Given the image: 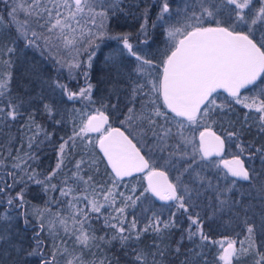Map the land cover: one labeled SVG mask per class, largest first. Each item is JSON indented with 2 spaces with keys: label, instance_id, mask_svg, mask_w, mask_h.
<instances>
[{
  "label": "snow or ice",
  "instance_id": "1",
  "mask_svg": "<svg viewBox=\"0 0 264 264\" xmlns=\"http://www.w3.org/2000/svg\"><path fill=\"white\" fill-rule=\"evenodd\" d=\"M0 3H3L7 9L5 15H0V27L5 23L6 16L9 29L15 31V42L11 46L0 41V55L8 57L7 60H3L6 68L0 72V98H3L0 105V122L7 124L9 120L16 121L28 110L25 109L26 104H33L35 99L42 101L47 99L43 95L45 82L40 78L38 71L29 74L26 80L28 87L22 95L12 93L11 69L16 61L11 57L18 53L21 42L24 48L38 49L41 55H44L45 50L51 52L61 49L68 53L74 51L87 53L86 61L76 57L58 58L55 61L58 69H67L69 79L75 80L77 76H81L85 86L73 91L67 83L59 79L47 86L48 91L55 92L59 89L62 97L75 101L91 100L94 88L89 82L92 60L100 43L105 40H116L137 63L133 70L135 75L133 72L125 73L120 64H113L114 84L117 86L114 94L118 100L119 84L121 79L125 80L128 84L125 122L131 124L142 121L139 126L150 131L156 138L159 151L165 152L173 147L169 145V140L172 139L176 141L174 147L178 150L181 159L189 157L190 161H195L197 154L201 161L213 156H222L225 139L212 131L211 124L215 123L212 114L223 117L228 112L234 111L237 105L260 113L259 119L262 121L260 128L264 131V0H256V3L253 0H216L215 3L211 0H200L199 5L190 9L191 15L186 16L180 25L170 22V17L165 15L170 12L167 0H161L157 19L169 23V27L167 28L168 45L160 53L158 64L154 58L141 55L139 49H134L129 39L130 34H113L107 29L104 22L109 19V13L115 16L122 10L123 0H0ZM225 13L227 16L222 22L218 15ZM147 14L148 8L145 7L142 13L144 23L140 29L142 43H148L149 28L156 26L155 22L151 26L148 25ZM97 18L100 19L99 24ZM34 24L43 28L47 35L38 33L33 27ZM257 24L260 25L259 39L253 31ZM241 26H247V31L241 30ZM157 68L159 71L155 77L147 79L153 76V71ZM141 78H145L144 83H141ZM148 85H150L149 92L155 96V99L149 100L152 108L151 112L146 114L143 107L137 110L136 103L138 96L148 95L144 92V88ZM35 86H39L41 91L36 92ZM221 90L227 96L218 103ZM157 101H162L166 111L161 110V105ZM113 107L115 108L116 105ZM43 110L54 123H59L56 119L59 111L57 101L43 103ZM155 117L162 118L164 124H158ZM205 120H208L209 124L199 132V143H192L194 138L185 135L184 130L204 126ZM169 123L175 126V133L172 127L168 126ZM25 127L32 133L28 137V147L31 149L43 128L31 115ZM88 133L99 134L96 137V146L100 148L103 158H106L107 165L111 168V187L97 192L95 186L89 184L92 177L85 179L80 175L85 162H76L73 179L92 187L91 198L87 194L77 196L71 187L66 186L67 180L62 181L59 189L55 183H52L57 173L62 174L65 149L74 147L77 137L85 143H92L91 138L85 139ZM131 135V132L125 135L120 128L113 127L109 123V116L101 109H96L94 114H89L82 120L79 129L74 130L67 140L61 138L63 142L59 144V156L55 168L46 175L42 176L28 163L29 160H35V156L30 152L20 155L17 151L16 156L12 157L14 161L12 168L19 170L23 175L17 178L15 171L9 172L8 175L13 176V183H20L22 186L14 194L0 187V194L4 196L3 203L8 208L19 210L18 215L23 219L24 231H30L31 235L25 243L12 230L11 215L5 213L3 219L8 223L0 230V249L7 252L11 264H30L31 260L36 264H59L58 254L69 257L66 264H89L83 258L84 250L90 251L99 241L104 240V237H98L91 231L92 213L97 214L95 218L103 216L105 227L112 229L105 243L118 244L123 255L133 257V264H148L145 251L139 247L143 234H154L156 239L162 241L173 229L181 231L174 248L177 255L181 254L186 240L192 243L198 239L197 247L191 249L194 254L202 255L204 247L216 246L218 261L222 264H233L234 259L239 260L241 256L246 255L252 257V264H264V180L253 185V177L239 156L216 162L217 167L222 162L227 169L225 179L230 174L236 180L248 181L259 195V212H256V206L251 204L240 205L237 209L239 201L228 195L235 186L236 180H232L230 185L226 184L223 188L219 184L213 185L212 181H206L193 163L189 162L176 176L174 183L169 180L166 171L160 170L157 164L150 163L149 159L141 154V149L129 138ZM49 136V133H44L45 139ZM233 136H237V132L227 134L228 138ZM189 143L192 144L190 156L182 147ZM238 146L241 153L245 152L247 146L242 144ZM257 151L262 150L257 149ZM176 154V152H168L169 159L165 161L166 166L171 164L172 167H176L172 162V157ZM9 155L11 156V153ZM136 173L142 174L139 178L147 183L140 195H134L135 188H133V195L125 196L118 189L125 182V178H133ZM184 173H188V176L184 177ZM197 181L200 184L207 183V188L195 187ZM13 183L7 184L6 187L13 188ZM31 184L39 185L44 192L58 190L61 197H71L73 201H86L87 210L74 209L68 218L57 213L56 221L46 226L44 211L40 209H34L32 213L28 211L25 194ZM189 184H193V187L190 188ZM88 187L84 188L85 193L88 192ZM208 189L214 193L212 197L214 204L208 205L212 209L209 217L212 223L209 224V229H212L213 224L222 222L227 215L236 227L246 234L247 247H244V241H241L238 247L237 240L228 236L219 240L213 239L204 231V221L200 213L189 211L190 208L200 207L193 193L195 197H199ZM149 193L160 201L173 202L170 207L175 208V211L171 212L166 220L153 212L151 217H145L144 221L140 222L142 226L138 227L135 212L131 213L133 218L128 220V209H135L137 201H141L142 197H146ZM51 202L50 200L47 204ZM66 202L70 207L72 206L71 201ZM105 206L111 208L112 213L102 212ZM45 211L51 212L50 207L46 206ZM178 212L181 213L180 219H177ZM29 216L32 219H29ZM184 219L188 221L186 228L183 227ZM60 230L64 232V237H60ZM73 238L75 243L80 245L78 255L69 253L66 247L67 239ZM153 248L155 251L150 254L154 257L162 258L165 255L155 241ZM197 249L200 251L198 252ZM0 264H3L2 260ZM90 264L96 262L92 261ZM99 264H113V261L101 260ZM116 264H119L118 258ZM153 264H164V261L154 259ZM181 264L188 262L185 260ZM204 264H207V261Z\"/></svg>",
  "mask_w": 264,
  "mask_h": 264
},
{
  "label": "trees",
  "instance_id": "2",
  "mask_svg": "<svg viewBox=\"0 0 264 264\" xmlns=\"http://www.w3.org/2000/svg\"><path fill=\"white\" fill-rule=\"evenodd\" d=\"M143 0H123L121 5L122 10L112 16L108 22V29L111 33L116 31L117 34H130L131 42L134 46L140 45V32L136 29H140L143 20L142 13L145 10V2ZM190 1L189 8H195L199 5L200 0H187L181 3L188 4ZM212 3H215L216 0H211ZM256 3V0H253ZM2 4L0 3V15H5L3 12ZM168 4L176 9V3L174 0H168ZM180 5V4H179ZM260 6V5H257ZM173 8V10H175ZM186 8V6H185ZM158 10V9H157ZM7 12V10H6ZM155 9H148V25L151 26V23L154 22L155 18ZM191 12V11H190ZM181 22L183 23L185 17L189 14L187 12L180 13ZM227 14L218 15V18L224 22ZM7 17L5 16V23L0 27V41H3L4 44L11 46L15 42V31L9 29L7 23ZM156 27V26H155ZM260 25L257 24L253 31L257 39H259L260 32L258 31ZM130 30L131 32H129ZM241 30L247 31V26H241ZM133 34V35H132ZM142 36V34H141ZM149 37V36H148ZM113 40H105L100 43V47L96 52L95 57L92 60V68L90 70V83L94 85L91 94V100L79 99V100H67L66 97L60 95L59 89H56L55 92L48 91V84L56 81L57 79L61 80L64 83H67L63 78L67 79L73 91L78 90V87L85 86V83L82 82V77L78 76L77 80L71 81L63 70L58 69V65L55 63L56 59H48L47 57L39 56L37 50L35 52L30 51V48H24L22 42L20 43V48L17 54H14L11 58L13 61H16L14 66L11 69L12 80H11V90L14 95H22L23 91L28 87L26 80L30 73L38 71L40 78L45 82L44 84V93L43 95L47 97L45 100L35 99L34 103L31 105L26 104L25 109H28L24 112V115L21 118H18L16 121L9 120L7 124L0 122V187H4L6 191L12 192V190L19 191L22 186L20 183H13V176L8 175L9 172H16L17 178L23 175L19 170H14L12 168V163L14 162L12 157L16 156L17 151L20 155L25 153H31L36 157L35 160H29L28 163L32 165L38 173L42 176L46 175L51 169L55 168L57 163V158L59 156V144L63 140H67L69 136L72 135L74 130H78L82 120L87 117L89 114H94L96 109H101L105 113H108L111 117V125L119 126L124 128L122 122L117 121L118 118H115L119 112L117 109L119 107H125L128 102L126 93L128 92V84L125 80L121 79L119 84V99L117 100L116 95L114 94L116 85L114 84L115 77L113 74V62L120 64L125 73H128V68L125 63H129L125 58L119 57L118 59H113V57H118L117 54H114L110 51H104L103 47L109 45L108 43ZM118 42V41H117ZM119 43V42H118ZM142 47V46H139ZM140 51L141 55L153 59L155 58V50H152L151 47L146 48H137ZM157 49V48H156ZM83 51H81L82 53ZM103 52V54H102ZM80 53V52H79ZM120 53V52H119ZM123 53V52H122ZM162 53V52H161ZM69 58V56H68ZM7 56L0 55V72H2L6 65L3 64V60H7ZM87 59V53H83L80 60ZM109 61V62H108ZM109 65V68L107 67ZM159 69H154L153 74H156ZM132 72V71H131ZM62 73V74H61ZM69 79V80H68ZM36 92H40L41 89L39 86H35ZM35 97V93H34ZM226 96L223 94L219 95L218 103H221ZM138 98V97H137ZM155 99V97L153 98ZM230 99V98H229ZM52 100L58 102V114L56 119L59 120V123H54L53 120L47 115L43 110V103H50ZM3 98H0V105H2ZM161 105V110L166 111L162 106V101H157ZM113 105H116L114 108ZM145 103L138 106L136 104L137 110L141 107L144 108L145 113H150L152 106L145 108ZM121 110V109H120ZM29 115L33 116L35 122L42 126L43 131L38 137H36L35 143L31 149L28 147V137L32 135L31 132L25 127L28 124ZM260 113L255 112L254 110L249 111L244 109L241 106H235L234 111L228 112L223 117L213 113L212 118L215 120V123L211 124V129L218 133L222 138L225 139L226 156H240L242 157L250 171V175L253 177L252 184L256 185L258 181L264 180V131H261L262 121L259 119ZM126 117V115H124ZM158 124L163 125L164 121L162 118L155 117ZM125 120V119H124ZM143 123L142 121H137L131 123L134 128H136L139 133H147L149 135L150 131H147L144 128H141L139 125ZM209 121H204V126L195 127L191 133L198 134L204 130L205 126H208ZM173 132L175 133L176 128L172 124ZM122 128V129H123ZM144 131L142 132V130ZM47 132L50 134L48 139L44 138V133ZM185 135H187L189 130L186 128L184 130ZM229 132H237V136L228 138L227 134ZM128 133V132H127ZM99 134H90L88 133L86 140L91 138L92 143H85L81 141L79 137L75 139V146L71 149L66 148L64 154V160L62 164V174L57 173L56 177H53L52 183L57 185V189L62 186V181L67 180V185H76L77 189L80 190L81 186L77 181L73 179V173L76 171L75 165L77 161H84L82 165L81 172L85 175H94L99 178L103 175L108 181L110 180L111 170L107 165V162L103 158L98 146H96V137ZM192 135V134H191ZM63 138V140L61 139ZM148 145L153 144L156 146V138H153L149 135ZM171 142H173L171 140ZM170 143V141H169ZM176 143V141L174 142ZM238 144L247 146L245 152L241 153L240 147ZM184 150L191 155V152L188 148H185L182 145ZM144 147V150L147 154L149 152ZM158 149V148H157ZM257 149L262 151L258 152ZM177 154L172 157V162L176 164V167L171 169L170 167L165 166L161 161L156 162L153 157L150 156L151 163H155L159 166L160 169L166 171L172 182H176L175 178L183 170V167L186 166L189 162L193 163V166L197 171L201 173L203 177L207 180L212 181L213 185L219 184L223 188L226 184L230 185L232 180H235L227 175L225 179V171L222 167H217L216 162L219 159H210L201 161L199 159V154H197L195 161H190L189 157L181 159V156L178 150L175 148L173 150ZM70 152V154H69ZM169 150L166 154H168ZM11 153V156L9 155ZM98 157L101 161V168L96 169V164L93 162V158ZM156 158V157H155ZM91 162V166H89ZM96 169V170H94ZM142 174L134 175L133 178H125V182L121 184L118 191L123 192L125 196L133 195L132 189L135 188L134 195H140L143 187L146 185L145 181L141 180L139 177ZM3 176H7L5 179ZM188 173H184V177H187ZM195 176V173H193ZM13 183V188L8 189L7 184ZM98 184H101V179L98 180ZM127 184V186H125ZM190 188L193 187V184L188 185ZM197 188H207V183L200 184L198 181L195 183ZM96 189V188H95ZM14 192V193H15ZM35 194L43 200V205L47 204L48 201H52L50 205H54L53 200L62 198L65 202L71 201L69 198L59 197V191L55 192H44L39 185L31 184L26 192V200L28 201V211L32 213L33 209H40V203L32 195ZM59 195V196H58ZM214 193L211 189L203 191L199 197H193L200 204L198 208H190L189 211L199 212L201 219L204 221V231L208 233L213 239L219 240L224 236L231 237L237 240V246H240V242L244 241V247L248 246V242L245 240V233L237 228L236 225L231 221L227 215H225L222 222L213 224L212 229H209V224L212 223L209 220V217L212 214V209L208 207L209 204H214L212 200ZM233 199L239 201L237 209L240 205H254L256 212H259L260 198L259 195L254 191V188L250 186L248 181H238L236 180L235 186L232 188V191L228 193ZM4 196L0 194V230L3 229V226L8 223L4 221L3 217L5 213L11 215L13 218L11 220L12 230L17 233L21 239L27 243L28 237H30L31 232L24 231L23 219L18 215L19 210L15 208H8L5 203H3ZM145 200L147 202H145ZM64 202V203H65ZM188 201L186 200V203ZM63 204V202H61ZM87 202L82 201L81 204H75L71 201V207L69 203H65L66 211H72L74 209H86ZM171 204H161L157 202L151 194H147L146 197H142L141 201H137L135 209H128L129 216L128 220L130 221L133 217L132 212H135L136 218L138 220V227L142 226L140 222L144 221L145 217L150 218L153 212H156L160 215L161 219H168L171 212L175 211V208L170 207ZM56 209V207H55ZM63 212V210H61ZM102 212L112 213V209L105 206V209H102ZM182 212V210H181ZM63 216V215H62ZM97 214L92 213L91 220V231H93L98 237H104V240L99 241L96 247L91 248V250H84L83 258L85 261L92 262L95 261L96 264H99L101 260H112L113 264H116V259L118 258L119 264H133V257L123 255L121 250H119V245L116 243L107 244L105 241L108 239V235L112 232V229L106 228L104 224V217L95 218ZM181 218V213H177V219ZM29 219H32L29 216ZM35 222V221H33ZM45 225L46 221L44 220ZM188 226V221L183 220V227ZM239 233V234H238ZM181 231L179 229H173L169 235H167L162 241L156 239L154 234L146 233L141 237V243L139 245L145 251V256L148 264H153V260L156 259L159 261L163 259L164 264H181L182 261H187L188 264H204L207 261V264H222L218 261L217 257V247L216 246H206L202 249L201 254H194L191 249L196 248L199 244V240L196 239L194 242L189 243L187 240L184 243L181 254L177 255L174 252L176 246V241L180 238ZM159 245L160 249L165 252V255L161 258L159 256H153L150 253L154 252L153 243ZM259 243V241H257ZM5 248L7 246L5 245ZM199 252L200 250L197 249ZM75 254H80V248L75 250ZM0 260L3 261V264H11L8 260V254L4 249H0ZM57 260L59 261L58 257ZM30 264H36L34 260L30 261ZM233 264H252V257L250 255L241 256L239 260L234 259Z\"/></svg>",
  "mask_w": 264,
  "mask_h": 264
},
{
  "label": "rangeland",
  "instance_id": "3",
  "mask_svg": "<svg viewBox=\"0 0 264 264\" xmlns=\"http://www.w3.org/2000/svg\"><path fill=\"white\" fill-rule=\"evenodd\" d=\"M184 2H187V0H183ZM189 3L188 4H186V3H180V12H181V10H182V12H187L189 15H191V12H190V8H189V6L191 7V5H190V1H188ZM185 6H186V8H185ZM170 8V7H169ZM175 11H178L177 9L175 10ZM170 12H171V10H170ZM170 12L168 13V14H165L166 16H168V17H170V22H173L174 24H176L174 21H172L173 20V17L172 16H169L170 15ZM111 17H112V15H111V13H109V19L107 20V21H105L104 23H105V25H106V27H107V29H108V22L110 21V19H111ZM114 17V16H113ZM172 17V18H171ZM159 21V20H158ZM100 23V19L99 18H97V24H99ZM144 23V21L142 22V24ZM182 24V23H181ZM169 26V25H168ZM168 26H167V28H168ZM33 27H34V29L38 32V33H43L44 35H47V33H46V31L43 29V28H40V27H38V26H36L35 24L33 25ZM141 35V34H140ZM129 39H130V42H131V38L129 37ZM140 39H141V41H142V39H143V37L142 36H140ZM40 43H41V46H43V41L41 40L40 41ZM132 43V42H131ZM142 44V43H141ZM143 46L141 47V48H146V45L145 44H142ZM37 50V52L39 53V56H43V57H47L48 59H58V58H68V56L69 57H76L77 59H79L80 60V58H81V56L83 55V53H85V52H80V53H77V52H71V53H68L66 50H63V49H61V50H53V51H51V52H49L48 50H45V53H44V55H41V53H40V51L38 50V49H35V48H30V51H33V52H35ZM52 61V60H51ZM134 70V69H133ZM64 72L66 73V75L67 76H65V77H67L68 78V71H67V69H64ZM157 74V73H156ZM156 74H153V76L150 78V79H152V78H154L155 77V75ZM78 77V76H77ZM66 82H67V84H68V87L69 88H71V85L69 84V82L67 81V79H65V78H63ZM69 80V79H68ZM70 80H73V79H70ZM76 80V79H75ZM82 83L84 84L85 82H84V79L82 78ZM77 82H79V80H77ZM75 88H80V87H78V86H76ZM71 89H73V88H71ZM152 95V94H151ZM153 96H151V99H153L152 98ZM117 116H115V118H119V115L118 114H116ZM125 119V120H124ZM126 121V117L124 116V118L122 119L121 118V121L120 122H122L123 124H124V127L128 130V131H132V133L136 136V137H138L139 138V140L143 143V139H142V137H141V134L139 133V131L135 128H132L131 127V125L129 124V123H127V122H125ZM164 124V123H163ZM170 125H172L171 123H169L168 124V126L170 127ZM188 129V128H187ZM195 129V127H193V128H191V129H188L189 130V132L190 131H193ZM192 134V135H191ZM149 135L151 136V137H153L152 135H151V132H149ZM187 136H189V137H192V138H194L193 139V141H192V143H196V144H198L199 142H198V134L196 135V134H194L193 135V133H188L187 134ZM154 138V137H153ZM171 140L172 139H170L169 141H170V143H169V145H173V147H170L168 150L169 151H172V152H174L173 150L175 149V147H174V145H175V140H172L173 142H171ZM145 144V143H144ZM153 145V144H152ZM151 144H149V146H147V145H144V146H146V148H148L149 147V149H151L152 151H153V159L156 161V162H158V161H161L164 165H165V161L167 160V159H169V156H168V154H166L167 153V151H165V152H161V151H159V149H157V146H152ZM185 146V148H188L189 150H190V152H191V150H192V144L191 143H189V144H187V145H184ZM158 154V155H157ZM159 156V157H158ZM156 157V158H155ZM173 161V160H172ZM93 162L96 164V169L97 170H99L100 168H101V161H100V159L98 158V157H95V158H93ZM166 166V165H165ZM167 167H170L171 169H173L174 167H172L171 166V164H169V165H167ZM96 169H94V170H96ZM80 175H82L85 179H87L89 176H91L92 177V179H91V181L89 182V184L90 185H94L95 186V188H96V191L97 192H101V191H103V189L104 188H107V187H111V181H108L103 175L99 178L98 176H94V175H85V174H83L82 172H80ZM5 179H7V176H3ZM99 179H101V184L99 185L98 184V180ZM78 182V181H77ZM79 183V185L81 186V189L80 190H78L77 189V187H76V185L74 184V185H69L68 187H71L73 190H74V193L77 195V196H81V195H85V194H87V195H89L90 196V198H91V193H92V191H93V189H92V187H88V186H86V185H84L82 182H78ZM85 187H88V192L87 193H85L83 190H84V188ZM14 190H12V193L14 194ZM34 198H36L37 199V201L40 203L39 205L41 206V208H40V210L41 211H44V220L46 221V224H49V223H52V222H55L56 221V214L58 213L59 215H63L64 217H66V218H68V217H70L71 216V214H72V209H70V211H66L65 210V206H64V204L66 203L62 198H59V199H56V200H53V203H54V205H52V207L50 206V205H47V204H44L43 205V200H42V198L41 197H39V196H36L35 194H33L32 195ZM59 196V195H58ZM59 197H61V196H59ZM63 198H69L73 203H75V204H81L82 203V201H79V202H77V201H73L72 200V198L71 197H63ZM118 201H119V198H118ZM61 202H63V204H61ZM65 202V203H64ZM85 202V201H84ZM46 206L47 207H50V209H51V212H47V211H45V208H46ZM55 207H56V209H55ZM61 210H63V212L61 211ZM34 211V209L32 210V212ZM69 224L71 225V220L69 219ZM60 237H64V232L62 231V230H60ZM66 247H67V249H68V251H69V253H74L75 254V250H78V248H80V245H78V244H76L75 243V240H74V238L73 239H67V244H66ZM57 257H58V259H59V264H66V260L69 258V257H67L66 255H60V254H58L57 255Z\"/></svg>",
  "mask_w": 264,
  "mask_h": 264
},
{
  "label": "flooded vegetation",
  "instance_id": "4",
  "mask_svg": "<svg viewBox=\"0 0 264 264\" xmlns=\"http://www.w3.org/2000/svg\"><path fill=\"white\" fill-rule=\"evenodd\" d=\"M144 2H145V5H148L147 6V8L148 9H155L156 10V12H155V18H154V22H155V25H156V27H154V28H152V27H150L149 28V37H148V43H142V44H145L146 45V47H151V49L152 50H155V52L154 53H156V55H155V60H156V63L158 64V62H159V55H160V53L161 52H163L165 49H166V47H167V45H168V37H167V26L169 25V23H165L164 21H158V19H157V14H158V12H159V6H160V2H161V0H143ZM143 1H141L142 3H144ZM182 2V0H174V3H176V9L178 10V11H175L176 9L174 8V6L173 7H171L169 4V9L171 10V12H170V15L169 16H172L173 17V20L172 21H174L177 25H180L182 22H181V15H180V13H182V10H181V12H180V6H179V4ZM167 3H168V0H167ZM2 8H3V12L4 13H6V8H5V5L4 4H2ZM173 8L175 9V10H173ZM158 9V10H157ZM171 17V18H172ZM171 23H173V22H171ZM153 24V22L151 23V25ZM169 27V26H168ZM141 29V28H140ZM140 29H136V31H138V32H140L141 33V31H140ZM129 32H131L130 30H128ZM113 34H117V32L116 31H113ZM133 35V34H132ZM141 36V35H140ZM108 41H110V40H108ZM141 41V40H140ZM109 45H107V46H105V47H103V52L105 51H110V52H113L114 54H117L118 55V57H113V59H118L119 57H123V58H125L126 59V61H128L129 63H125L126 64V66L127 67H129L128 68V72H133V75H135V73H134V71H133V69L135 68V66H136V61H135V59L133 58V57H130L128 54H127V52H126V50L125 49H123V47H122V44L121 43H118L116 40H113L112 42H110V43H108ZM142 44H140V45H137V46H134V49H137V48H141V47H139V46H143ZM157 48V49H156ZM103 52H102V54H103ZM120 52V53H119ZM123 52V53H122ZM109 62V61H108ZM117 61H114L113 62V64L114 63H116ZM108 68H109V65L107 66ZM113 76H114V74H112ZM82 79V78H81ZM147 79H150V78H147ZM77 80V79H76ZM71 81H74V80H71ZM145 82V78H141V83H144ZM149 87H150V85H148V86H146L145 88H144V92H146V93H148V95L147 96H138V98H137V103H138V106L139 105H141V104H146L145 105V108H148V106H152L150 103H149V100L151 99V96H153L152 98H154L155 96L151 93V92H149ZM128 88V87H127ZM152 94V95H151ZM220 94H223V93H220ZM223 95H225V94H223ZM226 96V95H225ZM141 101H142V103H141ZM136 103V104H137ZM121 109V110H120ZM121 111H123V113H118V115H119V118L117 119V121H121V118L123 119L124 118V115H126V107H119V112H121ZM106 114H108V113H106ZM109 115V114H108ZM109 117H110V115H109ZM164 121V120H163ZM110 124H111V117H110ZM131 125V127L132 128H134L133 126H132V124H130ZM113 127H119V126H113ZM119 128H121V127H119ZM123 128V127H122ZM121 128V129H122ZM135 129V128H134ZM145 129V128H144ZM144 129L142 130V132L144 131ZM127 135H128V133L129 132H131L132 133V131L130 130V131H128L125 127L122 129ZM128 132V133H127ZM141 137H142V139H143V143L139 140V138L138 137H136L133 133H132V135L130 136V138L134 141V143L137 145V147L138 148H140L141 149V152L143 153V155L145 156V158L146 159H149V161H150V156H153L152 154H153V151L151 150V149H149V147L146 149L148 152H149V154H147L146 153V151L144 150V147H146V146H144V145H147V146H149L148 145V139H149V135L147 134V133H141ZM139 141V142H138ZM145 143V144H144ZM225 148H226V146H225ZM225 151H226V149H225ZM225 151H224V154H223V156H222V158H219V161H221L222 159H224V158H227V157H229V156H226L225 155ZM158 155V154H157ZM159 157V156H158ZM150 163H151V161H150Z\"/></svg>",
  "mask_w": 264,
  "mask_h": 264
},
{
  "label": "water",
  "instance_id": "5",
  "mask_svg": "<svg viewBox=\"0 0 264 264\" xmlns=\"http://www.w3.org/2000/svg\"><path fill=\"white\" fill-rule=\"evenodd\" d=\"M221 93H223L222 92V90H221ZM223 94H225L226 96H227V94L226 93H223ZM106 114V113H105ZM106 115H108V114H106ZM109 116V115H108ZM109 123H110V117H109ZM119 128V127H118ZM121 129V128H120ZM121 131H123L122 129H121ZM203 131V130H202ZM213 131V130H212ZM215 132V131H214ZM90 134H98V133H90ZM217 135H219L218 133H216ZM125 135H127L126 133H125ZM130 138V137H129ZM222 138V137H221ZM131 139V138H130ZM198 142H199V136H198ZM133 143H134V141H133ZM137 146V145H136ZM99 148V147H98ZM99 150H100V148H99ZM224 151H225V147H224ZM100 152H101V150H100ZM101 154H102V156H103V153L101 152ZM141 154L143 155V153L141 152ZM224 154V153H223ZM223 156V155H222ZM222 156H220V157H217V156H213V157H211L210 159H215V158H222ZM233 157L234 156H229V157H227V158H224V159H228V160H231V159H233ZM240 157V156H239ZM243 161H244V166H245V168H247L248 169V167H247V165H246V162H245V160L242 158V157H240ZM105 159V161H106V158H104ZM224 159H222V160H224ZM221 160V161H222ZM107 162V161H106ZM220 166L222 167V169L227 173V169H225L224 168V166H223V163L221 162L220 163ZM109 168H110V166H109ZM110 170H111V168H110ZM160 170H162V169H160ZM249 170V169H248ZM250 172V171H249ZM138 174H140V173H136V174H134V175H138ZM168 174V173H167ZM228 176L229 177H231L230 176V174H228ZM168 178H169V175H168ZM231 178H233V177H231ZM233 179H235L236 180V178H233ZM169 180H170V178H169ZM171 181V180H170ZM238 181H242V180H238ZM145 183H147L146 181H145ZM152 196V195H151ZM157 202H159V203H161V204H171V203H173V202H165V201H160L158 198H156V197H154V196H152Z\"/></svg>",
  "mask_w": 264,
  "mask_h": 264
}]
</instances>
